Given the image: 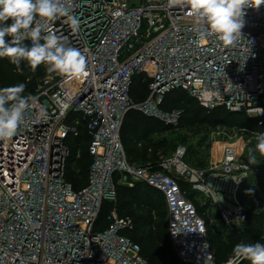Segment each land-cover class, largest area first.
Returning a JSON list of instances; mask_svg holds the SVG:
<instances>
[{
    "label": "built area",
    "instance_id": "1",
    "mask_svg": "<svg viewBox=\"0 0 264 264\" xmlns=\"http://www.w3.org/2000/svg\"><path fill=\"white\" fill-rule=\"evenodd\" d=\"M62 3L79 17V32H72L66 17H57L42 34L50 29L81 49L88 76L42 77L31 93L37 99L16 135L0 141V264H150L129 236L136 227L132 216H121L113 208L109 226L96 230L103 203L116 201L117 185L134 187L138 182L164 195L168 234L179 258L190 264H217L206 220L179 179L216 196L218 188L212 190L204 171L183 161L184 147L161 159L158 168L131 164L121 128L132 109L178 123L180 110L169 114L160 108L166 94L176 89L207 110L222 107L263 117L264 5L245 10L242 38L225 47L214 36L201 38L188 11L166 7L167 0ZM139 74L151 80L150 95L135 103L131 89ZM41 106L46 119L39 117ZM81 126L90 134L93 161L87 185L75 190L66 180L68 139L78 137ZM226 152L222 176L246 174L249 166L238 162L235 149ZM234 182L237 191L240 179ZM234 197V207L219 200L225 225L241 218L236 193ZM239 259L222 264H238Z\"/></svg>",
    "mask_w": 264,
    "mask_h": 264
},
{
    "label": "trees",
    "instance_id": "2",
    "mask_svg": "<svg viewBox=\"0 0 264 264\" xmlns=\"http://www.w3.org/2000/svg\"><path fill=\"white\" fill-rule=\"evenodd\" d=\"M20 68L22 71H18L8 58H0V86L5 88L25 83L24 95H27L34 92L42 77L49 75L44 65H40L33 72L27 62L23 61ZM150 81L145 74L135 76L131 89V98L135 103L147 100L150 95ZM160 108L167 113L180 110L181 115L177 125L164 123L163 120L154 116H147L139 109H132L127 113L121 128V138L127 159L131 164H151L158 168V164L161 161L159 156L156 153L148 156V153L149 150L156 149L159 145L163 148L176 146L174 138L168 139L164 137L158 142L153 141L154 138L152 137L155 133L167 129H186L197 124L216 126L225 123H236L237 120L239 121L238 123L254 132H264V116L250 118L244 113L230 112L222 107L207 110L195 98L180 89L166 94L160 104ZM178 137L180 138V136ZM68 140L70 156L67 160L66 180L73 185L75 190H80L88 183L89 167L93 161L89 152L90 134L84 126H81L80 135L78 137H70ZM140 142L141 147L137 148V144ZM118 178L119 174L115 176V180H118ZM179 184L186 192L187 197L195 203V195L199 191L192 188L191 182L182 178L179 179ZM160 201H163L166 205L164 195L148 183L138 182L134 187L119 184L117 185L116 201L106 200L103 203L96 223V230H103L109 226L108 215L113 208H116L119 215H129L135 219L136 227L130 232L129 236L141 246V252L150 264H190L181 260L176 254L168 234V220L166 223H159L151 214L157 211L156 215L158 216H168L167 210L161 211L165 210L164 204L157 206L158 204L156 203ZM135 203L142 204L148 209L150 208L152 212L148 215H141L138 211L135 212L132 208ZM206 208H208V205ZM197 210L205 218L208 225L209 238L215 252L217 264L227 262L233 256L232 249L241 241L246 243H255L257 241L264 243V212L248 213L244 224H224L226 227L224 231L218 230L213 234L209 230V224L211 219L220 218V213L211 217V214L207 215V212L198 206ZM166 226L167 230H164ZM238 264H250V262L242 259Z\"/></svg>",
    "mask_w": 264,
    "mask_h": 264
},
{
    "label": "clouds",
    "instance_id": "3",
    "mask_svg": "<svg viewBox=\"0 0 264 264\" xmlns=\"http://www.w3.org/2000/svg\"><path fill=\"white\" fill-rule=\"evenodd\" d=\"M261 5L264 0H167L165 6L186 9L194 18V30L201 38L214 36L229 47L242 38L245 10L258 9ZM57 17H66L72 32H79V17L71 14L62 0H0V58H8L18 71H22L20 65L26 61L33 72L44 65L50 76L77 80L87 77L88 60L81 49L50 29L42 34ZM25 89V83L0 88V141H8L16 135L37 99L32 94L24 95ZM39 117L47 118L43 106ZM257 152L264 156V132L256 134L254 148L249 149V163H255ZM232 252L235 258L250 264H264V243L259 241H241Z\"/></svg>",
    "mask_w": 264,
    "mask_h": 264
},
{
    "label": "rangeland",
    "instance_id": "4",
    "mask_svg": "<svg viewBox=\"0 0 264 264\" xmlns=\"http://www.w3.org/2000/svg\"><path fill=\"white\" fill-rule=\"evenodd\" d=\"M169 114H171V112H169ZM156 118L167 123L164 118L157 116ZM238 122L239 121L236 120V123H225L216 126L197 124L186 129H167L157 132L152 137L154 138L153 141L158 142L164 137L168 139L174 138L176 146H167L163 148L159 145L158 148L149 150L148 156L156 153L161 160L169 156H175L178 149L184 147L186 150L183 161L194 170L204 171L203 178L205 179H208L210 176H215L214 179L210 181L211 189L214 190L215 187L218 188V191H216V193L219 194L218 196L212 194L213 192H204L200 190L201 194L195 195V204L202 210H205L207 215L211 214V217H214L215 214L220 213V208L223 205L220 203V199L224 200L225 205L228 207H234L236 205L234 197V193H236V198L240 202L241 207V218L240 220L236 219V223L244 224L248 213L264 212V156H261L257 152L255 154V163H249V149L254 148L256 135H254V131ZM171 124L177 125V123ZM178 136H180V138ZM140 147L141 142L137 144V148ZM230 148L235 149L238 162L247 164L249 168L246 174L243 175L236 171L231 177L229 176V179V177L222 176V164L226 157V151ZM239 179L240 186L237 191H235L236 184L234 181ZM208 195L210 199L207 198ZM211 196H215L214 199L216 201H214ZM156 204H158L157 206L164 204L165 210L161 211L167 210L163 201ZM206 204L208 208H206ZM132 208L141 215H148L152 212L150 208L148 209V207L139 203L133 204ZM156 212L151 213L154 219L159 223H166L168 216H158ZM225 228L221 217L211 219V223L209 224L211 233L215 234L218 230L224 231ZM164 230H167V226L164 227ZM241 260L242 258L239 259V262Z\"/></svg>",
    "mask_w": 264,
    "mask_h": 264
},
{
    "label": "crops",
    "instance_id": "5",
    "mask_svg": "<svg viewBox=\"0 0 264 264\" xmlns=\"http://www.w3.org/2000/svg\"><path fill=\"white\" fill-rule=\"evenodd\" d=\"M214 177H215V176H210L208 179H206V182L211 183L210 181H212V180L214 179ZM196 192H197V191H196ZM200 192H201V191H199L198 194H201ZM202 195H203V194H202ZM215 196H216V195H215ZM215 196H211V198L214 199ZM207 198L210 199V196H207ZM211 201H212V200H211ZM214 201H216V200L214 199ZM166 207H167V206H166ZM167 212H168V209H167Z\"/></svg>",
    "mask_w": 264,
    "mask_h": 264
}]
</instances>
